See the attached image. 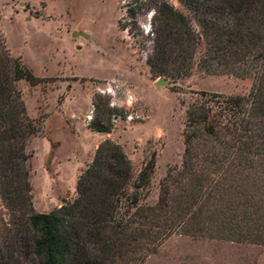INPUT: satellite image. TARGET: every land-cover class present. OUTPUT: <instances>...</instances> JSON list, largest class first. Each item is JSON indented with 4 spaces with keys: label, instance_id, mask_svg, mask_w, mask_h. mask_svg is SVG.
<instances>
[{
    "label": "trees",
    "instance_id": "1",
    "mask_svg": "<svg viewBox=\"0 0 264 264\" xmlns=\"http://www.w3.org/2000/svg\"><path fill=\"white\" fill-rule=\"evenodd\" d=\"M154 9L152 76L173 81L198 66L253 77L247 95L200 92L188 103L181 166L169 170L158 201L141 205L155 154L133 180L122 146L105 139L81 173L77 197L57 209L33 204L26 150L39 132L18 81L40 78L12 55L0 32V264H142L174 234L264 244V0H135ZM94 103L89 126L110 132L118 108ZM131 186L133 190H131Z\"/></svg>",
    "mask_w": 264,
    "mask_h": 264
},
{
    "label": "rangeland",
    "instance_id": "2",
    "mask_svg": "<svg viewBox=\"0 0 264 264\" xmlns=\"http://www.w3.org/2000/svg\"><path fill=\"white\" fill-rule=\"evenodd\" d=\"M153 5L158 0H147ZM190 15L183 0H167ZM135 0H0V32L15 57L40 78L18 81L39 132L27 142L31 195L38 212L73 201L81 173L101 142L119 143L133 165V180L153 154L156 165L141 191V205H154L169 170L185 150L188 103L203 91L247 95L253 77L207 73L198 66L173 81L152 76L154 9L129 10ZM73 31L89 34L74 37ZM159 79L167 84L158 85ZM118 108L110 132L90 128L94 103ZM131 190H133L131 186ZM8 209L0 196V224ZM142 264H264V244L174 234Z\"/></svg>",
    "mask_w": 264,
    "mask_h": 264
},
{
    "label": "water",
    "instance_id": "3",
    "mask_svg": "<svg viewBox=\"0 0 264 264\" xmlns=\"http://www.w3.org/2000/svg\"><path fill=\"white\" fill-rule=\"evenodd\" d=\"M72 35L74 36V37H81V36H83V37H85V38H87V39H90V36H89V34H87V33H85V32H81V31H73V33H72ZM168 82L167 81H165V80H163V79H159V81H158V85H161V84H167Z\"/></svg>",
    "mask_w": 264,
    "mask_h": 264
}]
</instances>
